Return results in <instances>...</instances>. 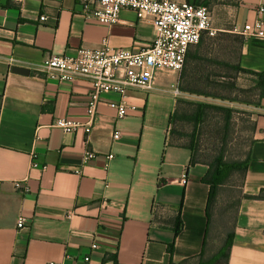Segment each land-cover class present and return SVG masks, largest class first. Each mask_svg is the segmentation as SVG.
Returning a JSON list of instances; mask_svg holds the SVG:
<instances>
[{"label": "crops", "instance_id": "0c3cea01", "mask_svg": "<svg viewBox=\"0 0 264 264\" xmlns=\"http://www.w3.org/2000/svg\"><path fill=\"white\" fill-rule=\"evenodd\" d=\"M176 1L206 6L216 29L239 35L226 62L264 71V38L234 29L264 21V0ZM103 38L114 48L142 49L153 28L128 8L108 25L86 17L77 0H0V264H84L85 256L90 264H197L228 237L227 256L217 264H264V199L249 197L264 189V99L252 107L238 192L219 191L207 207L208 166L190 164L189 150L168 143L181 71H157L147 90L128 88L137 111L123 118L107 105L118 96L101 94L89 133L53 125L59 117L86 120L91 87L83 79L46 78L36 68L50 55L98 48ZM200 63L188 60L184 72ZM85 150L96 156L83 162Z\"/></svg>", "mask_w": 264, "mask_h": 264}, {"label": "built area", "instance_id": "2783aa9c", "mask_svg": "<svg viewBox=\"0 0 264 264\" xmlns=\"http://www.w3.org/2000/svg\"><path fill=\"white\" fill-rule=\"evenodd\" d=\"M21 2L22 0H15ZM86 17L112 25L119 21L121 9L133 10L138 19L149 20L153 28L151 43L142 49L114 48L103 38L98 48H78L73 55H50L36 68L46 78L74 81L85 80L91 87L90 101L87 105V119L59 117L53 125L64 132L84 129L89 133L96 114L101 94H115L116 100L107 102L118 118L137 111V106L127 100L126 90L152 88L155 73L159 70L180 72L183 68L188 49L197 44L202 36L212 37L217 30L206 6L194 5L176 0H77ZM258 11H264L259 6ZM45 15L40 16L44 21ZM244 37L264 38V21L255 20L234 28ZM179 91L176 88L175 93ZM113 139L120 137V131L114 130ZM96 153L85 150L82 161L95 157ZM107 159H112L109 153ZM78 172V169H75ZM185 175H183V178ZM182 178V182L185 180ZM16 188L20 182H15ZM24 218L20 217L17 227L21 228ZM91 248H97L95 243ZM84 264H90V258L84 257ZM49 264H53L49 262Z\"/></svg>", "mask_w": 264, "mask_h": 264}, {"label": "rangeland", "instance_id": "374dc122", "mask_svg": "<svg viewBox=\"0 0 264 264\" xmlns=\"http://www.w3.org/2000/svg\"><path fill=\"white\" fill-rule=\"evenodd\" d=\"M228 22V20H227ZM239 35L222 33L217 30L216 34L210 38H205L201 53L205 61L200 63L202 69L184 72L181 70L180 79L182 84L192 82L191 87L198 88L210 96L197 95L181 91L178 99L184 102L178 106L185 114H189L195 108V103L202 102L210 105L231 108V121L227 129L223 127L224 111L214 108L206 109L204 120L198 130L199 158L210 161L220 149L225 156L227 163L243 160L248 149L252 136V107L257 100L259 89L255 88L254 77L242 72L229 73L226 66L220 62L228 61L233 55L234 49L239 43ZM231 43H229L230 41ZM186 65V64H185ZM184 67V65H183ZM212 71L215 73V82L207 81L206 75L199 72ZM183 73L185 77H183ZM215 96V97H213ZM192 124L178 119L177 127L183 135L180 137L183 142L189 138ZM242 178V169L233 167L228 176L227 183L219 191L224 195H233L238 192ZM233 192V194H232ZM185 264H196L195 261Z\"/></svg>", "mask_w": 264, "mask_h": 264}, {"label": "trees", "instance_id": "16d2710c", "mask_svg": "<svg viewBox=\"0 0 264 264\" xmlns=\"http://www.w3.org/2000/svg\"><path fill=\"white\" fill-rule=\"evenodd\" d=\"M205 38H210L213 39L214 37H209L207 35H204L201 37L199 42L193 46H191L185 56V61H184V67L185 64L187 63L188 60L193 59V58H200L201 61H205L204 58L201 56H197V48L203 45L205 43L204 39ZM194 48V50H193ZM220 64L226 66L228 68L229 73L233 72H242L248 75H251L254 77V83H255V88L259 89V92L257 93V100L254 102V105H258L262 99H264V71L261 72H255L252 70L244 69L241 68L238 65H233L228 62H220ZM183 67V68H184ZM202 69V67H201ZM183 70V69H182ZM201 74L206 75V80L214 83L215 81V73L212 71L205 72L201 71L199 72ZM183 77H185V74L183 73ZM192 82H185L184 84L180 85V90L183 92H188V93H193L197 95H204L205 96H210L206 93V91H203L198 88H193L191 87ZM215 97V96H213ZM184 102L181 99H177L176 105L174 108V111L171 115L170 118V129H169V145L174 146V147H179V148H184L190 151L191 157H190V164H196V163H202L208 166V169L205 173V175L202 178V181L206 183L209 186V191H208V202H207V207H210L213 203H215V200L217 198V194L219 193V189L224 186L227 183L229 172L233 167H237L242 169V177H243V172L245 170V165L249 159V154H248V149L245 154V158L240 161H234L227 163L224 161L225 156L223 155L222 149L218 151V153L214 156V158L210 161L200 159L198 150H199V143H198V130L200 129V126L203 123L204 120V115L206 109L214 108L217 110L224 111V123L223 127L227 129V127L230 124L231 121V113L232 109L231 108H225L221 106H216V105H210L202 102H197L195 103V108L193 109L192 112L189 114H185V112L182 111L180 106H178L180 103ZM182 119L184 121H187L192 124L191 132L189 134V138L183 142V140L180 138L183 134L176 129L178 119ZM254 129V124L252 121V131ZM252 139L250 140L249 144L251 143ZM242 179V178H241ZM248 197V196H247ZM251 198H259V199H264V189H261L257 195L249 196ZM174 232L175 234H178L180 231L181 227V219L179 217V213L177 214L175 221H174ZM229 237L226 238L224 245L220 249V252H218L216 255L212 256L209 259H202V255L200 254L199 259L197 264H217L219 260L223 257L227 256V253H224L229 247ZM169 252H171V249H169ZM188 263L187 261L181 262V264ZM169 264H174L173 262H170Z\"/></svg>", "mask_w": 264, "mask_h": 264}, {"label": "water", "instance_id": "95a60500", "mask_svg": "<svg viewBox=\"0 0 264 264\" xmlns=\"http://www.w3.org/2000/svg\"><path fill=\"white\" fill-rule=\"evenodd\" d=\"M12 71L19 73V74H28L29 73V69L24 68V67H20V66H13Z\"/></svg>", "mask_w": 264, "mask_h": 264}]
</instances>
